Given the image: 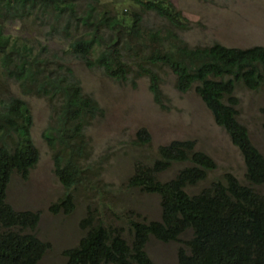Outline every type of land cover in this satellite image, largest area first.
I'll return each mask as SVG.
<instances>
[{"label":"trees","instance_id":"trees-1","mask_svg":"<svg viewBox=\"0 0 264 264\" xmlns=\"http://www.w3.org/2000/svg\"><path fill=\"white\" fill-rule=\"evenodd\" d=\"M131 1L138 10L119 14L111 5L116 6L120 0H0V21L42 17V23L47 20L49 24L50 18L51 30L62 31L68 41L64 55L73 56L86 68L102 69L114 81L125 82L133 72L148 77L155 102L162 110L157 70L168 68L176 76L178 91L186 93L196 86L217 126L240 149L246 177L264 188V156L238 120L240 100L235 94L238 83L250 91L264 86V68L258 69V64L264 66V47H188L179 36L188 26L171 0ZM99 5L105 8L99 10ZM150 13L167 25L145 26L144 15ZM41 50L48 55L43 57L30 44H20L0 30L1 76L18 83L23 94L49 100L52 123L43 137L55 151L56 174L62 185L70 188L84 172L79 165L85 149L82 132L101 110L83 93L71 68L60 64V56L45 47ZM32 125L24 100L0 99V264H38L51 249L34 233L41 213L18 211L7 201L12 175L18 172L28 178L40 160L31 137ZM14 134L18 140L13 148L7 140ZM137 139L141 145L150 143L145 131L137 134ZM195 146V142H174L162 147L152 167L138 168L129 178L128 186L159 195L162 209L160 220L128 218L134 232L133 253L115 229L93 226L94 217L89 214L80 223L81 230H88L79 246L64 252L67 264H152L144 250L150 237L179 243V264H264V192L227 173L224 179L191 196L186 187L205 180L208 171L217 168L213 158L195 151ZM178 161L192 164L175 178L161 181L157 174ZM72 209L69 193L51 207L55 214H69ZM29 230L32 233L25 232ZM188 232L190 238L182 239Z\"/></svg>","mask_w":264,"mask_h":264},{"label":"rangeland","instance_id":"rangeland-1","mask_svg":"<svg viewBox=\"0 0 264 264\" xmlns=\"http://www.w3.org/2000/svg\"><path fill=\"white\" fill-rule=\"evenodd\" d=\"M171 1L188 26L179 32L188 47L205 48L215 44L238 49L264 47V0ZM98 8L103 10L105 7L99 5ZM111 8L119 14L138 10L131 0H120ZM48 19L51 24V19ZM42 20V17H33L24 22L0 21L1 34L15 38L20 44H30L43 57L48 54L43 53L41 47L57 53L60 64L71 68L72 76L79 82L83 93L95 100L101 111L82 132L85 149L79 165L84 172L78 183L66 188L55 171V151L43 137L52 123V105L47 98L23 94L18 83L1 76L0 66V99L5 102L12 98L24 100L33 120L31 137L40 152V160L28 178L14 173L7 191V201L14 209L41 213L40 224L34 233L49 243L51 249L38 264H67L64 252L78 246L80 238L88 230H81L80 223L89 214L94 217L93 225L120 229L129 243L132 230L128 218L146 222L160 220V196L147 193L138 186H128V182L138 168L154 165L160 148L174 142H195V151L209 155L217 165L216 169L208 171L205 180L186 187L191 196L198 195L214 181L224 179L227 173L264 192L262 186L252 184L246 177L240 149L232 143L227 132L217 126L212 113L196 93V86L182 93L176 88V76L171 70H157L165 108L162 110L155 102L148 77H140L133 72L125 82H118L107 77L102 69L86 68L73 56L63 54L68 41L62 31L53 32L47 20L44 24ZM143 22L152 28L167 25L152 13L145 14ZM50 32L52 34H48ZM94 57L92 54L91 58ZM263 68L258 64V69ZM236 85L235 94L240 100L238 120L264 156V86L250 91L242 83ZM143 131L150 137L148 145H141L137 139V134ZM17 140L14 134V138L7 142L14 148ZM191 164L190 161L174 162L157 176L161 181L171 180ZM65 193L72 198V211L69 214L63 211L53 213L51 207L62 200ZM25 232L32 233L30 230ZM190 236L191 232H188L182 239ZM179 248V243H163L150 238L145 251L152 264H179Z\"/></svg>","mask_w":264,"mask_h":264},{"label":"clouds","instance_id":"clouds-1","mask_svg":"<svg viewBox=\"0 0 264 264\" xmlns=\"http://www.w3.org/2000/svg\"><path fill=\"white\" fill-rule=\"evenodd\" d=\"M98 225H100V224H98ZM98 225H93V226H98ZM102 227H104L103 225H102ZM107 229H109V228H107ZM111 229H113V228H111ZM116 230V234H120L121 235V237L127 242V245L129 246V248H130V252H132L133 253V250H132V245H131V243H132V241H133V236H134V232H133V230H132V240H131V242L129 243L124 237H123V235H122V232L120 231V229H115ZM84 236V235H83ZM150 238H153V237H150ZM149 238V239H150ZM149 239H148V241H149ZM155 239V238H154ZM147 241V242H148ZM161 242V241H160ZM164 243V242H163ZM171 243H176V242H171ZM147 244V243H146ZM146 244H145V247H146ZM78 246H79V242H78ZM78 246H76V247H78ZM76 247H74V248H76ZM145 247H144V250H145ZM71 249H73V248H71ZM67 250H70V249H67ZM67 250H65V251H67ZM146 252V251H145ZM147 254V253H146ZM148 256V255H147ZM149 258V257H148ZM43 259V258H42ZM151 261V260H150ZM110 264H112V263H110ZM131 264H137V263H135V262H133V261H131Z\"/></svg>","mask_w":264,"mask_h":264}]
</instances>
